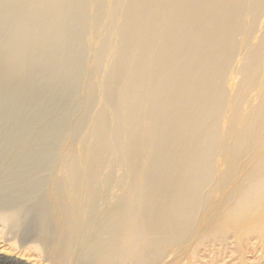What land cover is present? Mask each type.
Masks as SVG:
<instances>
[{
	"label": "bare ground",
	"instance_id": "1",
	"mask_svg": "<svg viewBox=\"0 0 264 264\" xmlns=\"http://www.w3.org/2000/svg\"><path fill=\"white\" fill-rule=\"evenodd\" d=\"M0 147L2 263L264 247V0H0Z\"/></svg>",
	"mask_w": 264,
	"mask_h": 264
},
{
	"label": "rangeland",
	"instance_id": "2",
	"mask_svg": "<svg viewBox=\"0 0 264 264\" xmlns=\"http://www.w3.org/2000/svg\"><path fill=\"white\" fill-rule=\"evenodd\" d=\"M4 127H2V129H4ZM0 148L3 149V147H0ZM9 158L6 157L5 162H8ZM81 160L83 159L81 158ZM116 175L118 176V179H117L118 182H123V184L120 183V185H122V187L124 188L126 179L123 180L122 178L123 176L120 171H118ZM28 222H29V226L26 228L28 234L25 235L23 239V241L26 242V243L24 242L25 243L24 247L36 241V234L38 230L37 215L32 214ZM14 242H17V241L13 235H6V236L0 235V249L3 251L4 255L5 254L8 256L19 255V253L21 252L19 250L21 249H18L17 246L14 245ZM251 243L252 245H248L246 247L245 241H242V240L234 241L233 239L232 240L230 239L229 244L226 246V248L225 246H219V248L217 249L218 252L215 253L214 257L217 258V261H219L218 264H264V247L260 246L258 242L256 243V240L254 241L252 240ZM187 245L189 246L190 249H188ZM183 246H185V249ZM201 250H202V247H198L197 242H195L193 239L181 245L168 246L167 249L165 250L163 257L158 261V264H194L192 260V254H196V257H199L200 261L202 263H205L207 262L206 261L207 259L203 258V256L202 257L200 256ZM213 251L216 252L215 248ZM76 252H77V249H76ZM80 263L82 264L81 256H77L72 260L71 264H80ZM0 264H7V263H4V262L2 263L0 261ZM207 264H210V262L208 261Z\"/></svg>",
	"mask_w": 264,
	"mask_h": 264
}]
</instances>
